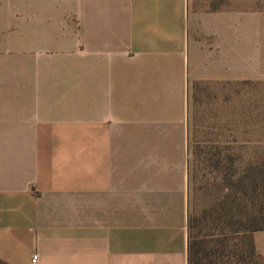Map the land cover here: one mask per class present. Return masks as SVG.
I'll list each match as a JSON object with an SVG mask.
<instances>
[{"label":"crops","instance_id":"obj_1","mask_svg":"<svg viewBox=\"0 0 264 264\" xmlns=\"http://www.w3.org/2000/svg\"><path fill=\"white\" fill-rule=\"evenodd\" d=\"M244 2L0 0L1 263L187 264L200 118L264 84Z\"/></svg>","mask_w":264,"mask_h":264},{"label":"trees","instance_id":"obj_2","mask_svg":"<svg viewBox=\"0 0 264 264\" xmlns=\"http://www.w3.org/2000/svg\"><path fill=\"white\" fill-rule=\"evenodd\" d=\"M260 142L220 138L192 148L187 264H264L253 238L264 231V155H244L264 150Z\"/></svg>","mask_w":264,"mask_h":264},{"label":"rangeland","instance_id":"obj_3","mask_svg":"<svg viewBox=\"0 0 264 264\" xmlns=\"http://www.w3.org/2000/svg\"><path fill=\"white\" fill-rule=\"evenodd\" d=\"M245 9H264V0H244ZM232 87H229L228 108L220 107V100H213L212 108H209L212 115L201 116L200 121L206 122L207 127L212 130H199L196 134L198 140L215 139H239V140H264V84H248L239 88V97L236 98ZM213 94H219L220 91L214 89ZM224 94V90H223ZM204 110V108H202ZM222 110V114L221 111ZM207 118V119H206ZM243 128L245 132L236 130V127ZM242 129V130H243ZM255 142V141H252ZM264 142H260V145ZM261 147V146H260ZM249 148H252L250 146ZM246 148L247 157L251 154L255 156L264 155V150ZM238 155V154H237ZM202 175V172L199 171ZM192 184V183H191ZM191 198H193L191 189ZM257 252L264 256V231L253 235Z\"/></svg>","mask_w":264,"mask_h":264},{"label":"built area","instance_id":"obj_4","mask_svg":"<svg viewBox=\"0 0 264 264\" xmlns=\"http://www.w3.org/2000/svg\"><path fill=\"white\" fill-rule=\"evenodd\" d=\"M36 259H37L36 256H34V257L32 258V263H33V264L36 262Z\"/></svg>","mask_w":264,"mask_h":264}]
</instances>
